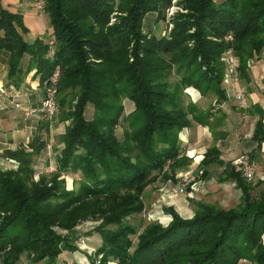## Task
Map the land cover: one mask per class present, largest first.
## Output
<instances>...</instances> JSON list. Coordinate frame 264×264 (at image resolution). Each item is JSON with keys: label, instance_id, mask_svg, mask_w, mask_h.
Listing matches in <instances>:
<instances>
[{"label": "trees", "instance_id": "trees-1", "mask_svg": "<svg viewBox=\"0 0 264 264\" xmlns=\"http://www.w3.org/2000/svg\"><path fill=\"white\" fill-rule=\"evenodd\" d=\"M170 2L46 0L52 48L41 40L26 44L15 29L20 18L0 9V50L11 54L8 76L18 84L24 54L41 84L59 66L57 120L68 122L56 139L62 148L49 176L36 179L47 147L41 136L5 153L16 166L0 168V264L24 258L54 264L61 253L79 251L76 227L87 221L98 222V264H264V192L252 196L258 183L252 186L235 170L220 181L235 182L241 192L236 206L199 203L190 219L167 209V225L131 224L144 210L146 188L173 178L183 165L181 131L211 126L214 107L185 104L183 90L193 88L220 104L226 100L222 55L232 50L239 76L247 80L248 62L264 47V0H184L187 14L176 15L166 36L144 31L147 15L162 20ZM123 100L134 106L125 117ZM88 105L91 120L84 115ZM122 122L120 141L115 131ZM253 139L259 145L264 139L261 113ZM213 162L219 164L215 147L200 166ZM65 174L80 175L76 188L66 189Z\"/></svg>", "mask_w": 264, "mask_h": 264}, {"label": "crops", "instance_id": "crops-1", "mask_svg": "<svg viewBox=\"0 0 264 264\" xmlns=\"http://www.w3.org/2000/svg\"><path fill=\"white\" fill-rule=\"evenodd\" d=\"M215 1L216 3L223 2V0ZM0 9L20 18L21 26L15 25V29L26 44H33L36 40L47 43L48 40L53 39L47 15H39L35 11L33 0H0ZM49 57H52V53L49 54ZM10 60L11 54L0 50V91L7 99L5 102L0 101V168L6 170L12 167L10 163L12 160L5 155L6 152L14 151L20 147L27 148L38 135L46 142L47 147L38 157L35 167L40 164L42 166L54 164L56 167V155L62 148L56 139L64 133L65 123L53 119L48 121L46 129V122L39 115H28L30 110L39 108L43 101L44 91L41 76L36 74L31 56L24 54L18 67L19 77L16 81L18 84L15 85V79L8 76ZM247 65L248 79L240 78L237 84L223 85L226 100L220 104L215 98L202 99L196 95V102L203 110L218 105L215 114L211 117V126L203 127L192 124L179 134L183 165L176 168L175 171H190V174L195 177L196 183L202 181L203 186L207 184V192L215 185L228 184L241 195L235 182L220 181V179L234 170L233 161L244 152L253 157L257 169L258 165L264 166V139L260 145L253 139L259 113H261L264 124V47L261 53L250 60ZM240 93L244 94L246 99L247 109L245 112L238 106ZM10 100L19 103L20 108L11 105ZM213 147L218 151L219 164L213 162L202 168L201 160L205 153ZM199 169L205 171L204 178L202 177L203 173L200 178L197 177ZM258 178L256 184L263 186L264 171L258 173ZM170 179L166 180L170 181L169 189L177 187L178 183L173 184ZM261 191L264 192V190ZM180 197L181 195H178L173 198L177 199L176 205L181 206ZM207 204L217 205L214 200ZM218 206L220 205L218 204ZM174 209L178 212L177 207ZM181 216L189 219L194 216V212H190V215L187 216ZM91 250L93 248H90V252ZM75 253H79V251ZM78 258L79 264L91 263L90 254L88 256L81 253V257Z\"/></svg>", "mask_w": 264, "mask_h": 264}, {"label": "rangeland", "instance_id": "rangeland-1", "mask_svg": "<svg viewBox=\"0 0 264 264\" xmlns=\"http://www.w3.org/2000/svg\"><path fill=\"white\" fill-rule=\"evenodd\" d=\"M184 0H171L170 6H168L164 10L163 18L162 20L157 22V14L156 13H150L147 15L145 22H144V31L147 33H154L156 36H166L172 29H173V19L176 17V15H186L187 10L183 9L181 6V3ZM216 3V1H215ZM189 13V12H188ZM116 14V13H115ZM110 19V25H112L115 22V19ZM53 40V39H52ZM54 41V40H53ZM234 56L232 50L226 51L220 61L224 65V73L222 78V86L224 84L225 75L228 72L229 69V60L228 58H232ZM236 59V58H235ZM171 81H174V79L171 77ZM195 95V97H194ZM196 95L198 97H201L199 93L193 89V88H185L183 90V100L185 104L193 103L194 105L198 106L199 109L203 110L201 106L198 104ZM202 98V97H201ZM212 98V97H210ZM206 99V98H202ZM214 99V98H213ZM123 106H124V117L131 113L133 111V104L129 100H123ZM213 107V106H212ZM210 106L209 109L212 108ZM207 110V109H206ZM59 111L57 109L56 115L53 118L54 120L58 118ZM85 118L87 120H91L93 118V107L91 105H88V107L85 110ZM65 124H68V122H64ZM126 126L125 122H122V125L118 126L116 128L115 134L117 138L120 141H123L124 139V127ZM239 157V156H238ZM237 157V158H238ZM12 169L15 167L12 166ZM56 167L54 164L50 165L47 164V166H42L40 164L38 167H35L36 171V179L38 178V175L43 174L46 176L51 175L53 172H55ZM256 177L253 182L247 183L254 186L256 184V181L258 178V173L261 171H264V166L258 165V169H256ZM185 174H190V171L187 172H180L175 171V173L171 174L173 176L171 182L175 184L176 182L179 183V177L184 176ZM66 179V189L72 190L73 188H76L77 185H74L73 181H76V183L80 180L79 174H65ZM170 181H164V179H159L155 183L149 185L146 190L144 191V194L142 195V201L144 204V210L141 214L135 215L133 217V220L131 221V224L139 226V225H147L149 223H159L161 225H167L171 221V216L168 214L167 209H173L181 218L183 216L190 215V212H196L197 204L199 203H208L212 202L213 200L216 202V204L222 206L224 209H228L230 207H234L239 203V192L235 190V188L230 187L228 184L212 187L209 189V192L207 188V184L204 186L201 184V182L196 183V179L194 178L193 183H189L186 187L185 191L183 193H173V189L177 187H172L169 189L168 184ZM178 186V184L176 185ZM221 187V188H220ZM264 190V185L255 187L252 191V196H257V194ZM181 195L179 198L181 200V206L176 205L175 196ZM209 196V197H208ZM214 205V204H213ZM219 206V207H220ZM175 207L178 208V212L174 209ZM186 219V218H183ZM190 219V218H189ZM98 225V222H92L87 221L79 224L76 227V233L77 237L79 238L77 241V247L79 250V253H70V252H63L61 253L54 264H79L78 257H81V253L86 254L89 256H92L93 260L96 258L93 256L94 251L101 246V238L99 235L93 232L94 227ZM141 225V226H142ZM263 242H264V236H263ZM82 248V249H81ZM90 248H93L90 252ZM100 257L97 258L95 261V264H98ZM22 264H31L27 259H23ZM43 264V263H40ZM89 264V263H88ZM108 264H115L113 262H110ZM239 264H250L247 261H240Z\"/></svg>", "mask_w": 264, "mask_h": 264}, {"label": "built area", "instance_id": "built-area-1", "mask_svg": "<svg viewBox=\"0 0 264 264\" xmlns=\"http://www.w3.org/2000/svg\"><path fill=\"white\" fill-rule=\"evenodd\" d=\"M33 7L35 11L39 15H45L46 9V0H33ZM54 41L52 39L48 40L47 44L50 48L53 47ZM229 60V69L225 75L224 79V86L234 85L237 84L240 76L237 71V62L234 57L228 58ZM60 69L59 66H55L54 70L52 71L51 75L43 82L42 87L44 91V98L39 108L30 110L28 115H39L43 120L50 121L56 115L57 111V92H58V80H59ZM2 91H0V101L5 102L7 101L6 98L3 97ZM10 104L13 105L15 108H20V104L13 102L10 100ZM238 106L242 110L247 109L246 99L244 94L240 93L238 95ZM217 106H214L213 112H215ZM12 166H16L14 161H10ZM233 167L236 172L240 174V176L248 182H253L257 173V165L255 161L249 156L248 153H242L233 161ZM203 173V169H199L197 173V177ZM194 176L192 174H185L184 176L179 177V183L177 188L173 189V193H183L188 186V184L194 182Z\"/></svg>", "mask_w": 264, "mask_h": 264}]
</instances>
